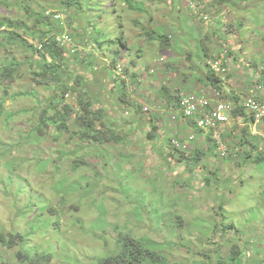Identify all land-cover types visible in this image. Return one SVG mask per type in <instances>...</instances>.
<instances>
[{
	"label": "rangeland",
	"instance_id": "obj_1",
	"mask_svg": "<svg viewBox=\"0 0 264 264\" xmlns=\"http://www.w3.org/2000/svg\"><path fill=\"white\" fill-rule=\"evenodd\" d=\"M45 1L66 17L62 27L66 36L73 38L68 36L67 48L71 47L72 40L74 48L78 49L81 62L75 64L73 61L76 68L71 75L77 73L88 85H93L92 94L84 93L83 98L92 103L93 111L105 109L102 119L95 122V129L103 132L119 127L124 141L118 146L103 143L100 146L90 132L75 123L68 125L69 129L58 130L54 122L44 127L45 133L31 134L39 128L43 113L46 112L44 117L48 118L55 114L48 109L51 92L33 80L42 59L37 53L30 64H22V74H15L8 91L6 84L0 83V103H4L5 115L11 114L9 120L3 117L0 124V264H30L25 261L33 263L46 257H49V264H99L102 258L120 254L126 240L139 242L157 253L160 257L157 264H215L223 259L226 260L223 264H230L227 254L229 256L234 240L231 233L202 229L210 225L207 224L209 221L213 225L215 222L221 224V216L204 215L199 207L207 211L214 206L213 198L209 195L198 204L193 197L198 198L202 189L209 193L212 190L217 195V204L220 197L217 188L223 180H228L221 188L231 191L226 193L229 214L224 213V217L231 215L243 234L248 233L252 225L256 227L258 222L264 226V162L254 164L247 156L249 153L257 157L264 152V124L245 123L244 119L236 123L230 121L229 131L239 129L240 138L246 136L241 130L249 128L246 146L241 148L239 138L226 135L235 149L228 157L218 158L217 150L211 148L206 151L207 158L202 159L203 170L197 168L194 176L172 174L180 169V165L174 166L159 156V152H152L159 149L149 148L156 143L165 147L170 131L169 126L167 132L162 128L168 112L157 109L161 102L155 105L147 100V90L154 89L156 99L161 100L156 81L167 76L169 67L173 73L168 76L173 85L177 80L175 71L187 74L188 90L200 89L195 79L206 72L202 45H208L212 53L219 52L221 45L219 42H215L218 46L213 45L211 39L218 40V33H213L220 30L224 31L221 33L224 37L239 42V47H232L233 52L240 56L250 73L257 72L261 64L264 66V0L260 1L263 9L254 7V2L259 0L223 3L222 11L207 10L208 18L202 16V19L195 11L200 8L199 4L205 6L210 0H82L79 14L75 13L74 6ZM188 7H192L195 18ZM32 8L39 9L34 3ZM22 15L16 7L0 5V20H13ZM69 16H74L72 23L68 22ZM81 16L84 19L81 20ZM239 19H244L243 29L237 28ZM34 24L35 19H30L29 26L33 28ZM93 27L109 36L102 48L97 43L93 45L94 35L98 36ZM40 29L47 31L45 27ZM150 31L162 37L175 36L176 40L164 52L162 42L152 40L148 35ZM0 40L4 44L0 47V64L13 58L23 63L24 58L32 56L31 52H24L19 43H13L14 50L1 33ZM121 41L126 46H122ZM117 49L121 54L115 52ZM71 53V50L65 51L66 56ZM119 57L117 67L130 68L137 75L133 83L128 82L129 87L137 86H132L135 90L130 88L132 99L137 105L143 104L139 98L142 94L146 100L144 105L156 106L159 118L154 110L141 115L142 120H149L158 128L154 143L147 140V126L140 127L142 120L137 118L138 125L132 124L134 116L124 114L125 108L121 112L112 99V93H116L118 102L124 90L117 85L118 69L115 70L112 64ZM159 58H163L166 65L159 62ZM96 59L99 72L95 78L92 68L84 69L83 65L84 61L92 63ZM132 61L139 65L132 68ZM233 61L238 65L236 59ZM100 67L103 70L101 77ZM244 74L237 68V76ZM102 79L103 84L100 83ZM56 82L57 79L52 78L49 84L55 86ZM142 82L144 85L141 86ZM26 92L29 96L23 95ZM182 125L189 126L181 121L178 130ZM130 131L135 132L134 135L129 136L127 132ZM81 132L87 133L85 140L80 137ZM204 143L214 144L209 139ZM190 147V151L197 149L192 144ZM57 149L66 152L60 155ZM72 150L78 155H71ZM77 159L83 163L81 173L73 169ZM189 170L185 165L184 171ZM2 238L10 242V248ZM19 253L27 255L28 259L21 260Z\"/></svg>",
	"mask_w": 264,
	"mask_h": 264
},
{
	"label": "clouds",
	"instance_id": "obj_2",
	"mask_svg": "<svg viewBox=\"0 0 264 264\" xmlns=\"http://www.w3.org/2000/svg\"><path fill=\"white\" fill-rule=\"evenodd\" d=\"M234 1L235 0H229L228 2L224 1V3L229 4V2L232 3ZM209 3L210 1L205 6H202V4H199L200 8H197V10L195 11L198 14V16L201 17V19H202V16H206V18H208V16L205 14L208 12L207 10H209L208 9ZM192 4H194V2H192L191 5ZM219 8L222 11L223 5L216 9L220 11ZM188 9L190 8L188 7ZM256 9H263V4L261 3L258 7H256ZM189 13L192 15L193 18H195L192 7ZM46 15L47 16L53 15L55 19L61 20L62 25L64 24L65 19H66V17H64L60 11H57L55 9H48L46 11ZM57 15L61 16L60 19L56 18ZM239 21H241V19H239ZM242 24H244L245 26V22ZM244 26L243 27L239 26V28L243 29ZM237 28H238V25H237ZM217 33H224V31L222 30L215 31L213 34L215 35ZM164 36H168L169 45L170 44L173 45L172 43L175 42L176 37L175 36L172 37L169 35H164ZM197 36L199 37V34ZM63 38H64V41L62 42L64 43L65 46H67L68 36L64 35ZM57 40L61 42L60 38H58ZM211 41L213 45L215 46H218L215 42H219V44L221 45L219 47L221 49H219V52L212 53V51L210 50V47L202 43L203 44L202 45L203 46V57L205 58L206 72H204L203 74H200L195 79V81H197V84L201 86L200 89L188 90L187 74H184V73L182 74L181 72L176 73L175 71H174V78L177 79L178 81L175 80L174 81L175 84L173 85L172 79L168 76V73L169 74L173 73L171 70L170 72H166L167 76H165L164 79L162 78V80L156 81L157 86L159 90L161 91V100L158 101L156 99V96L154 95V92H153L154 89L149 88L147 90L149 94V97L147 98V100L151 101L155 105H157L158 102H161L160 106H158L157 109L160 111L168 112V118L166 120V124H164L162 128H165L167 132L168 126H169V131H170V133L168 132L167 134L169 138L168 139L169 142L165 147L163 146L160 147V145L156 143L154 146H150L149 148L151 150L153 149V147H155L156 149H159V150H152V152H155V151L159 152V156L164 157L168 162L174 164V166H177L178 164L180 165V169L175 170L172 174L183 173L185 169V165L187 166V168L189 167V165H191V163L189 162V159H191L192 155H194L195 157V155L201 154L199 159L207 158L206 151H210L211 149V148H208L209 146L210 147L213 146L217 150L219 154L218 158L220 159H225L226 157H228L230 155V152L233 153V151H235L233 147L234 143L227 140L226 135H228L229 138L231 137L234 138L238 129L234 132L233 130L229 131L230 121L233 120V123H236L238 120L244 119L245 123L247 122L251 123L249 121V118H251L253 122H256V123L261 122L262 124H264V117L260 121H257L255 118V114L246 106L247 101L251 99L261 104H264V83H262V79H261L262 74H263V65L262 64L260 65V68L258 69L257 72L250 73L249 71L250 69L247 68V66H245V63L243 64V61L241 60L240 56L238 57L237 54L233 52L232 47L234 48L239 47L240 45L237 46L239 42H236V41L234 42L233 40H230L229 37H225L223 40L218 39L216 41L211 39ZM197 45L199 47L198 43ZM35 46L37 49L36 53L38 54L37 57L41 58L40 54H42L44 57H46L48 62H52L51 57L46 55L44 52H42L44 48L42 45H40L39 43H36ZM168 46L165 47L164 52L167 51V48L170 49ZM74 47L76 46H74L72 43L71 47L68 48V50L73 51V53L68 55L69 57L71 56L72 58L65 56V62L63 65V67L68 69L70 73L74 71L73 70L74 67L76 68L75 64L81 62V59L79 61V58H78V55H79V53L77 52L78 49L76 50ZM233 58L236 59V61H238V65H235ZM119 59H121V57H119L118 59H115L114 62L112 63L114 69L115 70L118 69L117 77H119V80H118L117 85H121L122 88L124 89L123 91L126 94L127 99L132 103V108L127 109L124 103V101L127 99L123 98L121 94L117 102L116 95H115L116 93H112L113 96H115V98L112 97V99L114 102H116L118 109L122 112L123 108H125L124 114H130L134 116V118L131 120L132 124L133 123L137 124L138 123L137 118H140V120H142L141 118L142 114L144 115L149 114L153 110L156 112V115L159 118L156 106L144 105L146 100L144 99V96L142 94L139 95V98H141L140 102H142L143 104L137 105L136 100L132 99V96L130 94V88L132 90H135L133 87H137V86L132 85L133 87L132 86L129 87L130 84H128V82L133 83L134 78L137 75L135 72L133 73L132 69L130 68L128 70V69H124V68L121 69L117 67L118 65L117 62ZM200 60H201V57H200ZM73 61H75V64H73ZM230 61H232V64H230ZM159 62L161 63L163 62L162 64L166 65V62H164L163 58H159ZM97 63H98V60L92 63H89V62L87 63L84 61V65H83L84 69H87V67L88 69L90 67L92 68L91 70H92V73L95 74V78L99 72L98 70L99 67ZM71 64H73L74 66ZM138 65H139L138 62H135V61L130 62V66L132 68L133 66H138ZM237 68L241 69V71L245 74L241 76H237L236 75ZM175 69H177V67H175ZM101 70L102 68L100 67V77L103 75L102 74L103 70L102 71ZM151 72H154V69H152ZM159 73L160 72H158L157 74ZM206 73H207V78H205ZM180 75L185 76L184 78L182 77L183 78L182 81H181L182 78L178 77ZM72 76L73 77L75 76V78H77V81H73L72 89L67 91L64 95L62 94L59 98H61L65 102L66 106H71V108L73 109V117L75 115H79L78 119L81 120V117L83 116V114L85 115V111L83 109V105H84L83 101L88 102L87 99L83 98V94L84 93H86L87 95L92 94L93 85H88L85 82L84 77L83 78L79 77L77 73H73ZM151 77H154V75L151 74ZM151 77L149 78L152 79ZM160 77H162V75H160ZM103 80L104 79L100 81L101 84H103ZM142 85H144L143 82L141 86ZM115 91L116 92L118 91L117 86L115 87ZM186 97L192 98L195 104L194 110H190L189 108H187L185 105L182 104V101ZM105 98H106L107 103L111 104L110 99L108 97H105ZM99 107H100V104H99ZM55 108L57 109L55 110ZM103 109L104 108L99 109L100 111L102 110V112H100V120L102 119V116L105 113L104 112L105 109L104 110ZM52 110L55 112L54 116H56V114H58L59 111L60 112L65 111L64 107L60 105L57 107H53ZM217 115L222 116L224 118L223 121L218 120ZM54 116H51L48 119L50 120ZM57 119L58 118H55L54 120H51V121L48 120L49 121L48 125L50 123H54V121H56ZM181 121H184L185 123L187 122L189 126L183 127L182 125L179 128L180 130H178V123H180ZM213 121L216 122V126H212ZM73 123H75L74 119H73ZM69 124H70V121H69ZM141 125L143 127L147 126L148 132L146 134V137H148L149 133H152V137H153L152 139L150 140L147 139V140L151 143H154L155 137H156L155 131L158 129L156 124H153V123L150 124L149 120L147 122L146 120L143 119L141 121ZM152 127L155 128L154 131H152ZM175 130L177 132H175ZM97 131H100V130H97ZM90 133L92 135L94 134V132H90ZM206 139H209L210 141L213 140L214 144L210 145L207 143L205 147H202L201 145L205 144L204 141ZM101 144L102 143H100V146ZM103 144H107V143H103ZM191 144L195 145V148L197 149L195 150L192 149L190 151L189 149L191 148L190 147ZM239 146H241V144ZM261 149L262 148H260L259 150ZM259 157H263V155L260 153V156H257V157L252 156L251 161L254 158H259ZM253 163L258 164V163H255L254 161ZM201 168H203V165L201 166ZM227 182L228 180H223L222 185L218 187L219 189L217 188V191H219L220 195L222 194L225 195L224 199L221 200L219 198L217 204H216V199H214V203H213L214 206H212L210 209L207 210L211 214L213 213L214 214L213 216H215V218H218L221 216L222 217L221 224H218L217 222H215L213 225L211 224V221H209L207 224L208 225L210 224V225L209 226L205 225L202 229L204 228L205 230L213 229V231H216L217 233H219L221 230L228 231L229 234L231 233L234 239L233 242H231L230 244L231 249L229 250V256H231L232 254L233 247L236 245H239L241 248V253H242L241 258H240V261L242 262V264H264V226L260 225V223L258 222L256 227L252 225L249 228V231L248 233H246L247 234L246 235L242 233V230H239L236 227V224L233 222V218L231 217V215L224 217V213H227V214L229 213L226 211V208L223 209L222 204H225L226 207L228 206L229 204L228 196L226 195V193L230 194V192L228 190L222 191L220 189L223 187V184ZM212 209L213 210L215 209V210L212 211ZM240 238L244 240L243 241L244 243L241 242ZM229 256L227 254V258H228L227 260L231 262V259L229 258ZM48 258L49 257H46V260L44 261L45 264H49ZM223 261H226V260L223 259ZM42 263H43V259L41 260V264Z\"/></svg>",
	"mask_w": 264,
	"mask_h": 264
},
{
	"label": "trees",
	"instance_id": "obj_3",
	"mask_svg": "<svg viewBox=\"0 0 264 264\" xmlns=\"http://www.w3.org/2000/svg\"><path fill=\"white\" fill-rule=\"evenodd\" d=\"M54 2H58L60 5H67L68 7L74 6L75 8V13L79 14L82 10V0H53ZM228 2L229 0H210V3L208 5L209 10H215L218 7H221L223 3ZM261 0L254 2V7H258L261 2ZM35 4L36 7H39V9L35 8V10L32 8V4ZM0 5L5 6V8L8 7H16L19 9L20 12H22V17L17 18L16 16L13 20L12 19H1L0 20V33L4 35L5 40L7 43H11L13 45V49L15 50L14 44L19 43L20 48L24 52L27 53H32V56H28L23 59V63H20L16 58H13L12 60L10 59L9 61H4L0 64V83L6 84L5 85V90L10 89V85L12 84L13 81L15 80V74L20 73L22 74L24 65L30 64L33 60L32 57H34V54L37 52L36 49V43H39L42 45L44 48L42 52H44L46 55L50 56L52 59V62H48L46 57H44L42 54L41 55V60L39 61V72L35 74V77L33 78L34 81L39 82V86H43L46 90L50 91L51 94L49 96V102H48V109H52L53 107L57 106H63L65 111L64 112H58L56 116L52 117L50 120L46 116V112L42 114L40 118V124L39 128L37 130H33L31 134L34 132L45 133L44 127H47L49 121L54 120L55 118H58L56 121H54L57 125L58 130H65L69 129L68 125L73 124V119L75 120L76 125L79 124L80 128H82L85 131H90L94 132V134L91 136L93 139H95V143L98 142L100 143H107V145H119L121 144V141H124L123 137H120L119 130L120 128L117 127L115 131L112 130H107L105 131H99L95 129V122L99 121L100 118V111H93L91 103L83 101V109L85 111V115L81 117V120H79V115H75L73 117V109L71 106H66L65 102L59 98L62 94L64 95L67 91L72 89L73 86V81H77V78H74L71 73L69 72L68 69L64 68V62H65V51L68 49L67 46L64 45L62 41H64V35H66L64 32V26L62 27L61 20H57L51 16L46 15V11L48 9H55L52 8L50 5H48V2L45 0H0ZM220 10V8H219ZM221 11V10H220ZM86 13H88L86 11ZM18 15V14H16ZM34 18L35 19V24L33 28L29 26L30 19ZM68 22H73L74 16H69ZM80 19H84L83 16L80 17ZM66 20V19H65ZM238 29L239 26H241V23H244V19H241V21L238 22ZM68 24V23H67ZM46 28L47 31H44L43 29L40 28ZM92 27V26H91ZM5 29V30H2ZM94 32L97 30L98 33H96L98 36L95 37V43L102 48L106 44V39L109 37L106 35L104 32H99V30L95 27H93ZM95 34V33H94ZM150 38L152 40H159L162 42L163 48L167 47L169 45V39L168 36H161L158 35L155 31H150L148 33ZM216 35V34H215ZM70 38H72L71 35H67ZM218 39L223 40L225 37L223 34L218 33L217 34ZM60 38L61 42L58 41L57 39ZM63 38V39H62ZM73 39V38H72ZM33 41V42H31ZM36 42V43H35ZM71 42L74 45V42L71 40ZM14 43V44H13ZM87 43L89 42V38H87ZM122 46H126L125 43L121 41ZM3 41L0 40V47L3 46ZM95 47V46H94ZM77 50V49H76ZM95 50V49H94ZM117 54L120 53V50L117 49L115 51ZM69 57V56H68ZM69 58H72L71 56ZM97 60V59H96ZM95 60V61H96ZM24 64V65H22ZM33 64V63H32ZM170 67L166 69V72H170ZM57 79V84L55 86H51L49 82L51 79ZM262 83H264V66H263V74H262ZM88 90V89H87ZM23 95H28L29 93L26 92ZM33 96V94H31ZM121 96L125 99H127L126 94L124 91H122ZM115 97V96H114ZM121 97V99H122ZM127 109L132 108V103L127 99L124 101ZM57 108H55L56 110ZM5 107L4 103H0V124L3 121V117H5V120H9L11 118V114L5 115ZM15 115L13 114V117ZM248 119V118H247ZM49 120V121H48ZM70 121V124H69ZM249 121L252 123L253 120L249 118ZM78 122V123H77ZM139 127V126H138ZM142 128V125L140 126ZM155 128L152 127V131H154ZM134 131H139V128H134ZM239 131V129H238ZM238 131L235 135L234 138H239L240 139V144L241 146H246L248 143V139L250 135L249 133V128H244L241 130L242 134L246 133V136H241V138L238 135ZM118 132V133H117ZM83 133V132H81ZM135 132H127L129 136L134 135ZM87 133H83L80 135L83 140L86 139ZM119 134V135H118ZM152 133H149L147 139L150 140L152 139ZM88 138L87 140H89ZM247 139V140H246ZM235 145H238L237 142H235ZM112 150H116L115 148H112ZM59 152L60 155L64 154L66 151L65 150H56ZM71 155L77 156L78 153L74 150H72ZM262 155H264V152H261ZM201 154L195 155L193 158V161L198 162V159L200 158ZM248 159H251V155L247 153ZM59 159V158H58ZM253 161L255 163H262L264 162L263 157L259 158H254ZM83 163L77 159L75 160V164L73 165V169L76 171H80ZM60 167L59 165H57ZM82 171H80L81 173ZM82 179V178H81ZM183 222V221H181ZM180 222V223H181ZM2 241L6 244L8 248H10L11 244L6 242L3 238ZM127 243H124L123 249L120 254H116L112 257L109 258H102L99 261V264H157L159 262V255L153 251H149L147 248H145L142 244H139L136 241H128L126 240ZM143 246V247H142ZM241 248L239 245H236L233 247L232 254L230 256L231 262L230 264H242L240 261L241 258ZM19 258L21 260L28 259V256H22V254L19 253ZM46 260L44 258H41V260ZM41 260H36L33 263L28 262L27 260L25 261L26 263L30 264H41ZM223 261V260H222ZM224 262V261H223ZM223 262H219L217 264H223Z\"/></svg>",
	"mask_w": 264,
	"mask_h": 264
},
{
	"label": "crops",
	"instance_id": "obj_4",
	"mask_svg": "<svg viewBox=\"0 0 264 264\" xmlns=\"http://www.w3.org/2000/svg\"><path fill=\"white\" fill-rule=\"evenodd\" d=\"M202 147H205V144H202L201 145ZM241 148H242V146H240ZM210 148H214L213 146H211ZM193 158H194V155H192V157H191V159H189V162L191 163V165H189V171L188 172H183V173H180V175H184V176H190V175H192V176H194L195 174V172H196V169L197 168H199V170H200V168H201V166H202V159H198V162H195V161H193ZM195 166V167H194ZM202 169V168H201ZM203 170V169H202ZM212 179L210 178V181H211ZM191 185L194 187V184L193 183H191ZM221 190V189H220ZM227 189L225 188L224 189V191H226ZM229 191V190H228ZM230 193H231V191H229ZM209 195H211V197L213 198V200L214 199H217V195H216V193H215V191H212L211 190V192L209 193V192H207V191H205V190H203L202 189V191L200 192V194L198 195V198H196L195 196L193 197V201L195 202V203H198L199 204V202H202V200H203V198H208V196ZM224 194H222V195H220V199L221 200H223L224 199ZM199 200V201H198ZM201 204H203V203H200V205ZM222 206H223V209H225L226 208V205L225 204H222ZM200 208H201V210L203 211L202 213L204 214V215H207V214H210L211 215V213L209 212V211H206L204 208H202L201 206H199ZM227 211V210H226ZM201 225H203V224H201Z\"/></svg>",
	"mask_w": 264,
	"mask_h": 264
},
{
	"label": "built area",
	"instance_id": "obj_5",
	"mask_svg": "<svg viewBox=\"0 0 264 264\" xmlns=\"http://www.w3.org/2000/svg\"><path fill=\"white\" fill-rule=\"evenodd\" d=\"M60 15H57L56 18L60 19ZM182 104L185 105L187 108L190 110H194L195 104L192 100L191 97H186L183 101ZM246 106L255 114V118L257 121H260L264 117V104H261L253 99L247 101ZM218 116V120L223 121V117L220 115ZM212 126H216V122H212Z\"/></svg>",
	"mask_w": 264,
	"mask_h": 264
}]
</instances>
